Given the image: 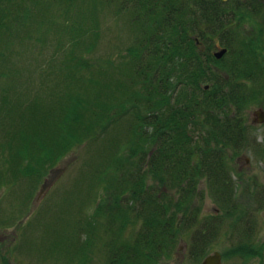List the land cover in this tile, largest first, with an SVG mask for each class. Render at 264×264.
Masks as SVG:
<instances>
[{
  "label": "trees",
  "instance_id": "trees-1",
  "mask_svg": "<svg viewBox=\"0 0 264 264\" xmlns=\"http://www.w3.org/2000/svg\"><path fill=\"white\" fill-rule=\"evenodd\" d=\"M12 1L0 0V33L8 32L11 24L3 21L10 16V6L2 4ZM104 1L100 2L103 6L114 2ZM132 1L120 0L117 11L127 10ZM98 5L99 0H95L93 10ZM131 9L132 23L138 32L127 49V64L118 69L110 58L102 65L87 53L69 49L61 68H55L60 69L58 72L64 69L68 79L76 82L70 87H79L77 95H69L57 111L38 114L31 110L29 119L8 114L11 118L5 115L0 122L1 133L9 136V140L0 142L1 184L9 172L14 177L24 173L41 176L46 157L56 152L53 143L63 147V151L55 159L52 157L49 165L76 145L101 138L114 123L126 118L120 120L127 138L117 146L115 170L100 181L111 200L100 203L91 218L81 221L80 231H88L79 245L68 247L69 264H91L96 243L105 252V264H163L177 250L190 226L200 224L194 207L200 183L216 186L222 201L230 202L237 188L232 162L245 149L257 146L253 134L257 125L248 121L246 110L262 102L264 49L237 37L233 25L245 22L236 19L244 13L262 20L264 5L255 0H135ZM28 17L34 18L29 12L16 21L22 24ZM38 17L42 26L45 19ZM4 22L9 24L5 26ZM56 23L51 19L46 33ZM96 24L97 20H92L93 28ZM70 26L58 30L69 32L73 45L81 40L80 36L83 40L87 35H97L91 27L87 30ZM37 32H32L37 41H47V35ZM198 32L199 37L194 35ZM220 32H228L227 39L231 40L225 41L230 49L218 59L210 52L211 45L202 50L195 38L208 39L209 34ZM238 42L244 49H235ZM91 50L84 49L88 53ZM125 71L129 78L123 77ZM96 73H104V77ZM4 83L0 80V88ZM93 83L100 84L98 88L103 92L97 93ZM206 84L209 89H205ZM103 94L109 98H103ZM2 108L12 109L8 104H0ZM46 132L52 136L40 140ZM68 136L76 138L70 145ZM34 141L41 143L38 151L30 149ZM21 158L25 159L24 165L17 163ZM103 174L109 175V170ZM125 189L130 192L127 210L123 206ZM231 210L227 214L236 210L234 202ZM132 226L134 232L128 237ZM194 237L190 249L200 261L207 255V245L198 231Z\"/></svg>",
  "mask_w": 264,
  "mask_h": 264
},
{
  "label": "rangeland",
  "instance_id": "rangeland-1",
  "mask_svg": "<svg viewBox=\"0 0 264 264\" xmlns=\"http://www.w3.org/2000/svg\"><path fill=\"white\" fill-rule=\"evenodd\" d=\"M38 2L44 6L40 7ZM94 2L95 0L3 2L2 5L10 6V16L4 17L3 21L11 24L8 32L0 33V53H5L0 55V80L3 83L8 80L0 88V104H8L12 109H0V122L5 120V115L6 118L10 117L8 114L29 119L31 110L38 114L57 111L64 99L72 94L77 95L79 87H70L76 82L68 79L64 69L58 72L60 69L55 68L59 65L61 68L69 49L87 53V56L102 65L111 58L118 65V69L121 64L124 66L129 62L127 49L135 42L138 32V28L132 23L134 12L132 13L131 6L135 4V0L123 11H117L120 0H114L111 4L105 3L107 6L100 4L104 0H99L96 10H93ZM257 2L264 5V0H255ZM29 12L34 18L28 17L29 22L25 19L24 24L17 23V19L27 16ZM38 16L45 19L41 21L42 26L38 23L41 20ZM261 18L262 20L244 13L236 19H243L245 22L233 26L236 28L237 37L240 36L242 40H249L252 46L264 49V16ZM51 19L58 23L46 33ZM257 19L260 20L259 23H256ZM92 20H97L98 23L94 28L91 26ZM7 24L9 23L5 26ZM69 25L75 28L83 26L87 30V27H91L97 35H87L83 40L80 36L81 40L73 45L69 32L58 30V27ZM3 29L7 31L6 28ZM36 30L47 35V41H37L34 36L38 34ZM226 33L228 32L209 34L208 39L203 36L205 39H200L203 48L200 49H207L211 45L210 52L213 54L218 49H230L225 44V41L231 40L227 39L229 34ZM194 35L199 37L200 33ZM238 45L237 47L235 44V49H244L241 42ZM84 49L92 50L88 53ZM51 69L55 70L49 73ZM126 71L123 77L129 78ZM103 74L96 73V76L104 77ZM114 75L118 77L119 73ZM124 85L127 87V84ZM100 86L97 83L92 84V88L97 87V93L102 91L98 88ZM261 94L262 102L246 110L250 122L253 111L264 108V90ZM102 97L107 99L109 95L103 94ZM120 120L125 121L126 118L119 119L120 125L117 126L119 122L114 123L101 138L76 145L59 161L49 165L48 161L52 157L55 159L58 152L63 151V147L53 143V151L56 152L46 157L48 164L46 163L41 176L24 173L20 177H14L12 172L5 176L6 180L0 184V264H69L68 247L79 245L88 231V228H81L83 231H80L81 221L91 218L100 203L111 200V197L106 196V188L100 181L115 170L114 154L118 144L127 138ZM8 131H13V128ZM253 131L257 146L245 149L232 162V178L234 186L237 187L231 194L232 203H224L216 186L212 187L202 181L199 186L200 195L194 203L200 224L190 226L184 238L179 240L177 250L163 260V264H199L214 251L222 253L224 264H264V124L258 125ZM5 135L6 132L0 131V142L9 140V136ZM51 136L52 133L46 132L40 136V140ZM75 140L74 137L67 138L68 145ZM40 146L39 141H34L30 149L38 151ZM2 148L0 146V151ZM5 149L9 150L6 146ZM24 161L21 158L17 163L23 164ZM105 170H109V175L103 174ZM125 190L127 194L123 197V206L127 210L130 192ZM233 202L236 210L227 214L232 211ZM132 218L135 219L133 216ZM189 221L194 222L191 216ZM134 228L130 227L126 236H131ZM196 231L198 235L202 234L205 240L201 241L207 245V255L200 261L193 257L190 249ZM246 241L249 248L258 251L256 256L248 252L237 253L239 243ZM99 247L100 244L96 243L91 264L106 262L105 252H101Z\"/></svg>",
  "mask_w": 264,
  "mask_h": 264
},
{
  "label": "water",
  "instance_id": "water-1",
  "mask_svg": "<svg viewBox=\"0 0 264 264\" xmlns=\"http://www.w3.org/2000/svg\"><path fill=\"white\" fill-rule=\"evenodd\" d=\"M196 42L200 48H203L202 43L200 42L199 38L196 37ZM204 50V49H202ZM228 49L222 48L218 49L216 52H214V56L218 59L222 58ZM205 89H209L210 85L206 84ZM253 124H263L264 123V108L260 107L253 111L252 113V119ZM199 264H223V255L220 251H214L213 253H210L207 255Z\"/></svg>",
  "mask_w": 264,
  "mask_h": 264
},
{
  "label": "flooded vegetation",
  "instance_id": "flooded-vegetation-1",
  "mask_svg": "<svg viewBox=\"0 0 264 264\" xmlns=\"http://www.w3.org/2000/svg\"><path fill=\"white\" fill-rule=\"evenodd\" d=\"M264 124V123H263ZM263 124H258V125H263ZM257 125V126H258ZM257 241V240H256ZM256 244V243H255ZM239 249L237 250V253H246V252H248L249 254L250 253H252L253 255H255L256 256V253L258 252V251H256V249L255 248H249V243H247V241L246 242H240L239 243ZM241 248H243V249H245V250H241ZM255 249V250H254ZM253 250V251H252ZM242 263V262H241ZM223 264H224V261H223Z\"/></svg>",
  "mask_w": 264,
  "mask_h": 264
}]
</instances>
